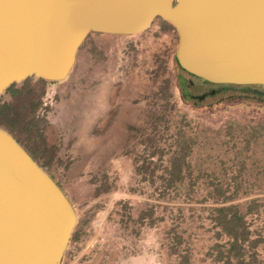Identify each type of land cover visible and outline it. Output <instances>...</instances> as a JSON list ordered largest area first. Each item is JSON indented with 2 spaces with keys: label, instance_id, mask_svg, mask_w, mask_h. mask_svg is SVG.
<instances>
[{
  "label": "rangeland",
  "instance_id": "374dc122",
  "mask_svg": "<svg viewBox=\"0 0 264 264\" xmlns=\"http://www.w3.org/2000/svg\"><path fill=\"white\" fill-rule=\"evenodd\" d=\"M177 44L159 17L136 34L91 32L65 79L31 76L13 88L19 97L0 94L9 104L0 128L76 212L64 264L92 238L97 264H134L147 257L150 231L156 264H220L234 240L216 219L228 205L248 231L246 263L264 264V95L183 97Z\"/></svg>",
  "mask_w": 264,
  "mask_h": 264
},
{
  "label": "water",
  "instance_id": "95a60500",
  "mask_svg": "<svg viewBox=\"0 0 264 264\" xmlns=\"http://www.w3.org/2000/svg\"><path fill=\"white\" fill-rule=\"evenodd\" d=\"M174 60L212 84L264 90V0H0V94L27 77L60 81L91 32L136 34L155 18ZM77 215L53 178L0 128V264H60Z\"/></svg>",
  "mask_w": 264,
  "mask_h": 264
},
{
  "label": "trees",
  "instance_id": "16d2710c",
  "mask_svg": "<svg viewBox=\"0 0 264 264\" xmlns=\"http://www.w3.org/2000/svg\"><path fill=\"white\" fill-rule=\"evenodd\" d=\"M170 24V23H169ZM171 25V24H170ZM31 77H27L23 80V83H26ZM40 82H44L43 79L38 78ZM18 83H12L6 91L12 90L14 97H19L20 91H16L18 89L13 90V88ZM38 102L32 103L33 107H35ZM9 109V104L5 103L0 105V117L6 119L5 110ZM237 207L234 205L222 206L217 209L216 219L219 225L225 230V232L231 236L234 240L231 242L230 246L222 251L219 249L218 251V261H221L220 264H248L245 258V251L242 248V243L248 239V231L244 226L243 217L237 211ZM260 239H255L250 241V247L253 248L257 244L260 243ZM250 248V249H251ZM253 260V258L251 259Z\"/></svg>",
  "mask_w": 264,
  "mask_h": 264
},
{
  "label": "crops",
  "instance_id": "0c3cea01",
  "mask_svg": "<svg viewBox=\"0 0 264 264\" xmlns=\"http://www.w3.org/2000/svg\"><path fill=\"white\" fill-rule=\"evenodd\" d=\"M104 35H108V36H112L114 34H105V33H101ZM117 35V34H116ZM148 237H149V241L147 244V257L144 258L143 255L140 257V261H138L139 259L136 258H130L128 262H134V264H156V251L158 249V251H162L160 248H157V235L158 233L154 232L152 233L151 231L148 232ZM145 235V234H144ZM97 239H91L89 242L90 243H86L85 247L82 248V246L77 247L76 246V242H75V250H74V254L72 255V258L69 260V262L67 264H97L99 262L96 261L95 255L97 252V248L92 247V245L96 242ZM170 251V250H169ZM64 256V255H63ZM62 260H64V257H62ZM61 260V261H62ZM60 264H64L63 262H60ZM121 264H126V262H124V260H121ZM129 264V263H127ZM163 264V263H162Z\"/></svg>",
  "mask_w": 264,
  "mask_h": 264
},
{
  "label": "flooded vegetation",
  "instance_id": "af4514ba",
  "mask_svg": "<svg viewBox=\"0 0 264 264\" xmlns=\"http://www.w3.org/2000/svg\"><path fill=\"white\" fill-rule=\"evenodd\" d=\"M178 85L183 97L197 99L199 101H203L206 98L213 97L223 90L235 89V88H239V89L241 88L240 90H243L245 92H250L254 95H264L263 89H261L263 93L259 94L254 92L252 87H247V86L235 87V86H228L221 84H212L197 78H191L184 72H180V77L178 78Z\"/></svg>",
  "mask_w": 264,
  "mask_h": 264
}]
</instances>
